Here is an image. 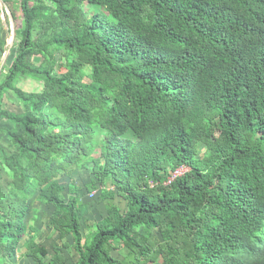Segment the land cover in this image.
Wrapping results in <instances>:
<instances>
[{
  "label": "trees",
  "instance_id": "16d2710c",
  "mask_svg": "<svg viewBox=\"0 0 264 264\" xmlns=\"http://www.w3.org/2000/svg\"><path fill=\"white\" fill-rule=\"evenodd\" d=\"M3 1L23 26L0 67V250L38 193L36 264H264V0ZM91 190L106 214L84 234Z\"/></svg>",
  "mask_w": 264,
  "mask_h": 264
},
{
  "label": "rangeland",
  "instance_id": "374dc122",
  "mask_svg": "<svg viewBox=\"0 0 264 264\" xmlns=\"http://www.w3.org/2000/svg\"><path fill=\"white\" fill-rule=\"evenodd\" d=\"M21 0H12V4L15 6H19ZM14 7V6H13ZM0 8L2 9V12L0 14V37L6 41V50L5 54L0 58V67L4 66H10L13 58H14V51L16 46L14 47L17 39H16V30L21 29L23 26L21 16H19L18 20H15L13 18L12 12L7 6V4L3 1L0 0ZM12 49V50H11ZM14 49V50H13ZM1 52V51H0ZM7 67V68H8ZM20 86L26 90V91H38L42 87V83L33 79H26L21 81ZM10 101V99H9ZM10 105L9 110H14V107ZM6 108V107H5ZM90 173L85 171L83 174L79 175L76 179V183L78 185H84L85 181L90 180ZM74 180V178H69L67 176H62L61 181L63 182L65 186V192H68V182ZM110 186V184H108ZM94 190L87 191L86 196H85V203L86 207H82V211L80 212L81 215L83 216L81 219L82 222V229L83 233L86 234L89 230H93V226L95 225V222L100 219L104 214H106V203L101 200L100 194L102 190H96V192L93 194ZM117 203H120L122 205L123 202L119 200V198L116 199ZM45 229V228H44ZM47 230V229H45ZM70 239L71 242L72 238L69 237L68 240ZM74 252L73 249L68 248L65 249V254L68 257V262L71 263L73 262V255L72 253ZM117 254V252L115 253Z\"/></svg>",
  "mask_w": 264,
  "mask_h": 264
},
{
  "label": "crops",
  "instance_id": "0c3cea01",
  "mask_svg": "<svg viewBox=\"0 0 264 264\" xmlns=\"http://www.w3.org/2000/svg\"><path fill=\"white\" fill-rule=\"evenodd\" d=\"M10 105L11 104L6 101L3 104V107H6L8 109L10 108ZM10 124L11 123L6 121L5 119H0V126H6V125L10 126ZM0 157H1V153H0ZM83 173L84 171L80 173L79 175ZM9 174H10L9 171L6 168L0 166V189L2 191H7L9 189V186L12 180ZM37 196H38V193L35 195L34 198H31L30 201H28L27 206L25 205L24 223L27 226V231L25 233V236L21 239L19 246L16 250V253L13 255H8L6 253H3L0 250V264H5V263H8V264H36L34 258L30 254L27 253L28 245L31 242V238H32V234L30 232L31 227H36L37 229L40 230V234L37 235V241L41 243L45 242V239H47V235L49 237V235L53 233V230H50V229L45 230L47 228L44 225V221H45L46 213L52 212L54 208L49 205L44 206L43 203L37 200Z\"/></svg>",
  "mask_w": 264,
  "mask_h": 264
},
{
  "label": "built area",
  "instance_id": "2783aa9c",
  "mask_svg": "<svg viewBox=\"0 0 264 264\" xmlns=\"http://www.w3.org/2000/svg\"><path fill=\"white\" fill-rule=\"evenodd\" d=\"M191 170V168L189 166L186 165H182L174 170H172L170 172V175L168 176L167 180L165 181V184H171L176 178L183 176L184 174H186L187 172H189ZM151 186H155L156 183L154 181H151ZM96 192L93 191V194Z\"/></svg>",
  "mask_w": 264,
  "mask_h": 264
}]
</instances>
